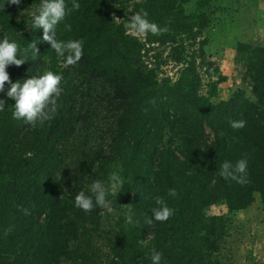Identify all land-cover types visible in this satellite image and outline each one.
Returning a JSON list of instances; mask_svg holds the SVG:
<instances>
[{
    "label": "trees",
    "instance_id": "16d2710c",
    "mask_svg": "<svg viewBox=\"0 0 264 264\" xmlns=\"http://www.w3.org/2000/svg\"><path fill=\"white\" fill-rule=\"evenodd\" d=\"M77 2L66 0L71 10L56 30L58 40L84 41L80 61L66 65L31 28L40 0H0V38L15 40L26 59L6 69L10 80L62 76L55 113L35 125L12 117L7 83L0 92V264H151L152 250L161 264H229L218 257L227 219L209 209L245 211L256 197L264 206V46L237 45L251 98L239 89L212 102L200 94L198 67L214 0L192 9L191 0ZM141 9L168 30L130 33L125 23ZM169 62L174 76L163 69ZM241 119L243 128L231 126ZM240 159L246 183L219 175L224 161ZM113 171L125 184L110 212L75 207L79 191ZM156 196L175 211L148 224Z\"/></svg>",
    "mask_w": 264,
    "mask_h": 264
},
{
    "label": "clouds",
    "instance_id": "9594fccd",
    "mask_svg": "<svg viewBox=\"0 0 264 264\" xmlns=\"http://www.w3.org/2000/svg\"><path fill=\"white\" fill-rule=\"evenodd\" d=\"M7 3L19 5L21 0H7ZM79 7L77 0H72V9ZM70 10L66 0H40L39 5L31 12V28L42 30V40L50 44L56 56L63 58L66 65H75L83 56L84 41L82 39L64 41L56 38L57 26L65 20ZM125 28L139 36L158 35L168 30L150 21L147 11L143 9L131 15L125 23ZM19 48L20 45L8 36L0 38V92L5 91L7 83L6 96L15 102L12 105V117L35 125L37 121L42 123L46 119H51L52 114L55 113L56 98L62 91V76L46 70L23 81L12 82L6 69L10 65L19 66L26 61L25 58L18 56ZM31 48L34 57L39 56L36 42L31 43ZM5 103L4 99H0V111L5 109ZM245 124L246 121L243 119L231 122L233 128H243ZM247 166L246 159H240L235 164L226 160L220 166L219 175L225 180L246 183ZM124 184V177L118 171H113L106 180H94L87 191H79L74 197V205L84 212H91L97 207L110 209L112 204L110 197L116 198ZM167 194L170 197L177 195L174 188L168 189ZM154 199L157 207L152 209L151 218L145 217V222L148 224L153 222V218L156 221H166L175 211L168 206L164 197L156 196ZM162 259L163 254L160 251H151V264H161Z\"/></svg>",
    "mask_w": 264,
    "mask_h": 264
},
{
    "label": "rangeland",
    "instance_id": "374dc122",
    "mask_svg": "<svg viewBox=\"0 0 264 264\" xmlns=\"http://www.w3.org/2000/svg\"><path fill=\"white\" fill-rule=\"evenodd\" d=\"M193 5L191 0L189 8ZM212 10L211 24L204 33L206 64L198 67L200 94L217 102L242 89L251 98L237 45L264 46V0H214ZM167 54L165 50L164 55ZM163 69L170 76L176 71L173 62ZM209 214L227 219L218 254L221 260L229 264H264V206L258 197L245 211L229 214L224 206L217 205L209 209Z\"/></svg>",
    "mask_w": 264,
    "mask_h": 264
}]
</instances>
